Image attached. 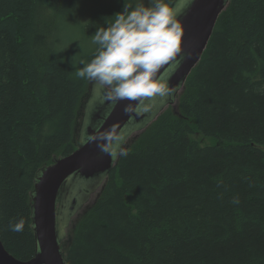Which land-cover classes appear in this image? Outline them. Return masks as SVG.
<instances>
[{"label": "trees", "instance_id": "16d2710c", "mask_svg": "<svg viewBox=\"0 0 264 264\" xmlns=\"http://www.w3.org/2000/svg\"><path fill=\"white\" fill-rule=\"evenodd\" d=\"M131 2L115 0L84 31L106 27ZM77 5L0 0V240L22 262L36 253L35 174L76 149L87 81L58 45ZM176 108L118 156L74 224L66 264H264V0L229 1ZM197 132L216 143L201 147ZM19 219L24 229L11 231Z\"/></svg>", "mask_w": 264, "mask_h": 264}, {"label": "water", "instance_id": "95a60500", "mask_svg": "<svg viewBox=\"0 0 264 264\" xmlns=\"http://www.w3.org/2000/svg\"><path fill=\"white\" fill-rule=\"evenodd\" d=\"M227 2L192 0L179 17L182 26L181 55L184 59L170 76L168 83L172 93L164 98L163 103L156 98L152 107L143 111L137 108L135 102L111 100L105 90L99 91L86 110L78 147L64 158H53L51 165L38 172L35 179L34 190L30 194L31 227L36 244L33 259L22 262L11 257L0 241V264H66L59 238L60 222L68 219L63 209L68 207L72 210L71 205L76 200L84 203L86 196L100 188V183L107 178L119 156L113 158L100 146L118 143L122 148L128 136L143 131L150 124V118L175 103L186 78L199 62L216 19ZM126 107H131L132 111L126 112Z\"/></svg>", "mask_w": 264, "mask_h": 264}, {"label": "clouds", "instance_id": "9594fccd", "mask_svg": "<svg viewBox=\"0 0 264 264\" xmlns=\"http://www.w3.org/2000/svg\"><path fill=\"white\" fill-rule=\"evenodd\" d=\"M191 2L140 0L135 6L124 4L110 24L96 30L92 36L95 54L89 62H80L76 76L98 84L97 93L103 89L109 99L135 102L143 111H148L156 98L163 103L172 93L170 76L184 59L179 17ZM100 147L113 158L128 154L118 143ZM24 227L23 219L9 224L13 232Z\"/></svg>", "mask_w": 264, "mask_h": 264}, {"label": "rangeland", "instance_id": "374dc122", "mask_svg": "<svg viewBox=\"0 0 264 264\" xmlns=\"http://www.w3.org/2000/svg\"><path fill=\"white\" fill-rule=\"evenodd\" d=\"M78 1V7H77V13L73 17H71L70 20H67L63 23V26L60 27V30H62V33H65V48L64 53L69 54L70 57L74 58L77 61L79 60V54H81V58L83 55H86L91 52V50L94 47V44L92 43V35L84 36L82 34V29L86 25L87 21L91 18L92 15H94L96 12L99 13L105 8H110L112 4L115 3V0H77ZM140 3V0H132L130 3L131 5L135 6L136 4ZM189 7V6H188ZM187 7V8H188ZM187 10V9H186ZM183 15V14H182ZM181 15V16H182ZM80 58V59H81ZM87 81V96L83 101V104L81 106L80 114L78 116L77 122H76V128L74 133V139H75V147H78V141H79V130L82 128V125L84 123V120H82L83 112L84 118L86 114V110L88 106L94 101L95 96L98 95L97 89L100 88V86L94 82ZM177 103V100H175V105ZM139 131L133 132L130 136L127 137V139L123 142L122 148L124 149L128 143L129 140L132 137H135ZM194 140H197L200 142L201 146H211L216 143L215 139L202 137L200 134L194 135L192 137ZM99 188L93 191L87 198L84 203H80L79 200H76L75 204L71 205L73 207L72 210H69L68 207L66 209H63L64 213L68 215L67 220H61L60 222V244L62 250H64L69 242V239L71 237V230L74 227V223L80 217L87 207L91 205L93 200L97 197L99 193ZM72 200H75V197L72 196ZM59 204V203H58ZM57 204V205H58ZM70 212H72L70 214Z\"/></svg>", "mask_w": 264, "mask_h": 264}, {"label": "bare ground", "instance_id": "6f19581e", "mask_svg": "<svg viewBox=\"0 0 264 264\" xmlns=\"http://www.w3.org/2000/svg\"><path fill=\"white\" fill-rule=\"evenodd\" d=\"M229 1L230 0H228V2H227V4H226V7H227V5L229 4ZM77 7L78 6H76L75 7V10L73 11V13L71 14V16H70V18L68 19V20H70L71 19V17H73L74 15H76V13H77ZM225 10V8L219 13V15H218V17L220 16V14L223 12ZM98 13L96 12L94 15H92L91 16V18L87 21V23H86V25L88 24V22L92 19V18H94L96 15H97ZM218 17H217V19H218ZM217 19H216V21H217ZM67 21V20H66ZM215 24H216V22H215ZM215 24H214V26H215ZM85 25V26H86ZM85 26H84V28H85ZM84 28L82 29V34L84 35V36H88V35H94V32H86V31H84ZM213 29H214V27H213ZM59 36H60V43H59V45H58V50L59 51H61V52H63V54H62V57L65 59V61L67 62V64H68V66H69V69H70V71H71V73L73 72V73H75V76H76V71L80 68V67H82V65H81V61L83 60V61H85V62H89L90 61V59H88V54H86V55H83L82 56V58H81V54H79V60L80 61H77V60H75L74 58H72V57H70V55L67 53V54H65L64 53V48H65V33H59ZM96 48H97V45H94V47H93V49L91 50L92 52L93 51H95L96 50ZM206 48V47H205ZM205 48H204V50H205ZM204 50H203V52H204ZM203 54V53H202ZM81 58V59H80ZM198 64V63H197ZM196 64V65H197ZM192 71V70H191ZM190 74V73H189ZM189 76V75H188ZM77 77V76H76ZM78 78V77H77ZM187 79V78H186ZM180 93H181V91H180ZM179 93V94H180ZM87 94L88 93H86V96H87ZM179 94L177 95V97H176V100H177V98H178V96H179ZM168 106H171V107H173L174 108V110H176L177 108H176V104L175 105H168ZM167 106V107H168ZM166 107V108H167ZM165 108V109H166ZM164 109V110H165ZM163 110V111H164ZM162 111V112H163ZM161 112V113H162ZM84 113L85 112H83V116H82V120H81V122L84 120ZM159 116V115H158ZM158 116H155V117H153V118H150L149 119V121H148V124L150 123H152V122H154L156 119H157V117ZM149 124V125H150ZM80 132H81V129L79 130V134H80ZM140 133V132H139ZM138 133V134H139ZM137 134V135H138ZM198 134H200L199 132H197V133H195L194 135H198ZM136 135V136H137ZM194 135H191V138L194 136ZM203 138L204 137H207V138H212V137H208V136H205L204 134H200ZM132 137L130 140H129V143H133L136 139H137V137ZM80 138V137H79ZM193 139V138H192ZM212 139H215V138H212ZM194 140V139H193ZM215 140H217V139H215ZM200 146H201V144H200V142L199 141H197V140H195ZM78 143V142H77ZM128 143V144H129ZM127 147V146H126ZM201 147H204V146H201ZM125 149V148H124ZM68 156V155H67ZM64 157H66V156H61V155H55V156H53V158H64ZM52 158V159H53ZM51 163H52V160H51ZM51 163L50 164H48V165H46V166H44L43 168H41L38 172H40V171H42L43 169H45V168H47V167H49L50 165H51ZM38 172L35 174V177H34V179H33V187H32V189L34 190V183H35V179H36V177H37V174H38ZM109 174V173H108ZM107 181H108V175H107V178L103 181V182H101L100 183V190H99V192H100V194L102 193V191L104 190V188L106 187V183H107ZM30 194V193H29ZM60 194H61V192H60ZM99 194V193H98ZM99 194V195H100ZM99 197V196H98ZM98 197L97 198H95V200H93V202L91 203V205L89 206V207H87L86 209H85V213L84 214H82L80 217H78V219L76 220V222H80V220L86 215V213H88L93 207H94V205H95V203L97 202V199H98ZM86 198H87V196H86ZM31 205H32V201H31ZM75 222V223H76ZM74 223V224H75ZM71 232H73V229L71 230ZM1 241V240H0ZM1 244H2V242H1ZM2 246H3V244H2ZM4 247V246H3ZM7 252V251H6ZM8 253V252H7ZM8 255H10L11 257H13V258H15L14 256H12L10 253H8ZM16 259V258H15ZM33 259V258H32Z\"/></svg>", "mask_w": 264, "mask_h": 264}]
</instances>
